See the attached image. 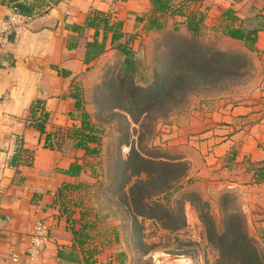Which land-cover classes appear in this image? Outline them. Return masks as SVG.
Returning a JSON list of instances; mask_svg holds the SVG:
<instances>
[{"label": "crops", "instance_id": "0c3cea01", "mask_svg": "<svg viewBox=\"0 0 264 264\" xmlns=\"http://www.w3.org/2000/svg\"><path fill=\"white\" fill-rule=\"evenodd\" d=\"M184 1H174V14L182 8L186 15L200 12L204 28L217 32L223 42L242 45L261 75L257 88L264 89V0ZM14 7H20L29 22L0 48V264H85L58 200L66 198L65 184H76L82 177L88 156L71 139L60 149L45 148L44 141L59 127L80 125L71 97L74 85L86 89V80L112 51L111 34L104 38L99 30L96 35L87 21L98 12L109 15L110 5L106 0H0V23ZM151 13L150 0H119L116 13L109 16L122 22L126 36L144 27ZM168 17L186 29L185 18L177 14L160 21L166 24ZM229 25L257 30L252 50L243 40L222 33ZM262 91L263 98L209 116L206 132L190 141L195 149L180 159L189 165L186 189L204 199L211 189L216 195L264 191L255 175L264 167ZM40 115L47 116L44 133L34 125L33 116ZM195 141H201V149ZM70 164L82 167L79 176L65 174ZM256 195L264 204V194ZM40 222L46 224L49 240L32 258L28 249Z\"/></svg>", "mask_w": 264, "mask_h": 264}, {"label": "rangeland", "instance_id": "374dc122", "mask_svg": "<svg viewBox=\"0 0 264 264\" xmlns=\"http://www.w3.org/2000/svg\"><path fill=\"white\" fill-rule=\"evenodd\" d=\"M205 29L195 39L168 17L160 31L133 30L122 41L132 52L137 73L133 77L124 73L126 55L112 47L81 90L84 111L99 131V153L87 157L79 187L66 191L60 208L71 238V226L88 234L84 251L90 264H215L221 243L209 241L199 212L211 216L218 235L226 233L227 217L234 214L262 249L264 204L256 193L264 191L259 188L219 195L211 189L204 199L185 188L191 181L186 177L168 202L156 199L166 211H180L183 227L165 229L157 219L130 216V210L139 207L136 200L132 204V197L153 195L151 183L154 187L165 183L149 182L129 195L137 180L145 178L127 177V165L126 170L119 165L128 159L131 147L146 159L186 165L180 159L195 149L190 141L206 132L209 116L216 118L221 111L262 97L264 89L257 88L261 75L245 48L223 42L217 32ZM170 84L177 85L176 90L162 95ZM196 143L201 149V141ZM175 173L160 180L168 181ZM128 195L131 208L122 198ZM157 197L145 201L153 206Z\"/></svg>", "mask_w": 264, "mask_h": 264}, {"label": "trees", "instance_id": "16d2710c", "mask_svg": "<svg viewBox=\"0 0 264 264\" xmlns=\"http://www.w3.org/2000/svg\"><path fill=\"white\" fill-rule=\"evenodd\" d=\"M150 1L152 5V13L149 15L146 25L144 26L145 31H160L165 26V23L160 21V19H164L166 16H173L176 14L185 18L184 23L186 25V31L192 38L195 37L196 39L204 28L203 21L205 16L202 13L188 12V15H186L184 9L182 8L174 14L175 11H173V9L175 8V0ZM186 1L192 3L196 2L197 0ZM19 10L21 11L20 7ZM95 15V17H92L89 19V21H87V26L95 29L96 35L98 34L99 30H102L104 38L108 33L111 34V46L126 55V58L123 62L124 73L133 77L137 73V69L135 68L134 62L132 61V52L126 48V42L122 41L125 38V34L122 32V22L111 19V17L105 13L103 14L98 12ZM222 33L230 38L243 40L245 42V46L249 50L253 49L257 37V30L246 32L245 30L241 28H235L232 25L223 27ZM176 86L174 84H170L168 89L165 92L163 91L164 93L162 95L166 94L167 92L171 93L175 91ZM71 97L75 101L74 111H79V127H59L53 134H46L44 147L48 149H60L66 140L71 139L74 143V147L76 149L83 150L85 155L90 156L98 154L99 149L97 148V145L100 144V136L98 135L99 131L97 130L96 126L90 122L88 114L84 111L82 91L78 86L74 85ZM125 111L133 116L129 109ZM33 118H35L34 125L40 130L41 133H44L47 116L40 115L38 117L33 116ZM92 145L96 146L93 147ZM119 165H121L123 170H126L127 165V177H139L140 175H144L145 177L144 179L137 180L136 184H134L132 189H130L131 193L129 195H132L140 185L146 186V184L149 182H165L157 187H154L155 183H151V189L156 191V193L153 195L143 196V194L139 193L138 198L134 199V197H132V204L135 203L136 200V203L139 205V207H136V209L132 208L130 210V216H132V218L135 219L136 217H146L147 219H157L163 228L170 230L183 227L185 221L184 217L180 215V211H166L164 204L159 203V201L156 199L164 198L166 202H168L167 197L169 195L172 196L180 189L182 180L187 177V172L189 169L188 163L184 165L182 162L169 163L155 161L153 159H146L142 157L134 147H131L128 159L126 161L121 160ZM81 170L82 167L80 165L70 164L68 169L65 170V174L77 177L81 174ZM170 171L176 172L172 179L168 181L160 180V178L168 174ZM255 175L257 181L264 183V167L257 168L255 170ZM64 187L67 189H72L79 187V185L65 184ZM147 190H149L148 187H144V191L147 192ZM136 193L138 192L136 191ZM129 195L122 198L125 206L131 208V203L128 202L130 200ZM155 196L159 197L153 200V206H151L152 204L150 202L145 201L146 198ZM127 197H129L128 200ZM58 204L59 206L63 205L64 200L59 199ZM190 204L192 205V202H190ZM165 215L167 218H163ZM198 217L200 218L201 222L206 225L209 241L217 244L221 243L220 258L216 260L215 264H264V228L261 229L259 234L262 244V249H259L257 243L252 238L247 236L245 226L242 225L241 221H239V219H237L234 214H231L227 217V230L225 234L221 235H218L213 230L214 221L211 216H208L205 213L200 214L199 212ZM66 221H69V223L70 221L75 223V220L73 221L69 218H67ZM84 228H86V225ZM67 229H69V227ZM70 230L72 235L71 241L73 242L74 246L81 251L82 255H84V263L90 264V260L88 256L85 257L86 253L84 251V245L89 239L88 234H82V231L74 228L73 226L70 227Z\"/></svg>", "mask_w": 264, "mask_h": 264}, {"label": "built area", "instance_id": "2783aa9c", "mask_svg": "<svg viewBox=\"0 0 264 264\" xmlns=\"http://www.w3.org/2000/svg\"><path fill=\"white\" fill-rule=\"evenodd\" d=\"M109 5V15L113 16L117 11L119 0H106ZM29 22V16L22 14L19 8L14 7L12 13L0 23V48L7 46L11 35H19ZM48 229L45 223L36 224L31 238L28 255L37 257L48 242Z\"/></svg>", "mask_w": 264, "mask_h": 264}]
</instances>
